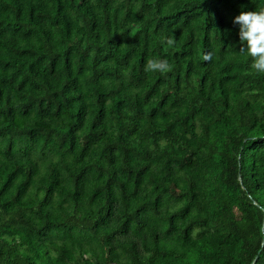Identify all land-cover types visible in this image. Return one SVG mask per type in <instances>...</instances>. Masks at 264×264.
Segmentation results:
<instances>
[{
  "label": "trees",
  "instance_id": "16d2710c",
  "mask_svg": "<svg viewBox=\"0 0 264 264\" xmlns=\"http://www.w3.org/2000/svg\"><path fill=\"white\" fill-rule=\"evenodd\" d=\"M260 7L0 0V264H264Z\"/></svg>",
  "mask_w": 264,
  "mask_h": 264
},
{
  "label": "clouds",
  "instance_id": "9594fccd",
  "mask_svg": "<svg viewBox=\"0 0 264 264\" xmlns=\"http://www.w3.org/2000/svg\"><path fill=\"white\" fill-rule=\"evenodd\" d=\"M238 26L241 54L250 58L251 67L264 73V7L252 11H241L233 18ZM153 68L164 69L167 61H149Z\"/></svg>",
  "mask_w": 264,
  "mask_h": 264
}]
</instances>
